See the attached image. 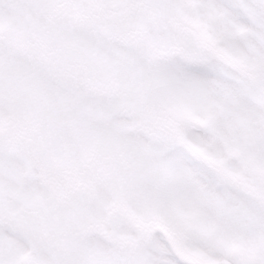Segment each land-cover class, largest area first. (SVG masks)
Instances as JSON below:
<instances>
[{"label":"snow or ice","instance_id":"6c2138e0","mask_svg":"<svg viewBox=\"0 0 264 264\" xmlns=\"http://www.w3.org/2000/svg\"><path fill=\"white\" fill-rule=\"evenodd\" d=\"M58 2L0 0V31L5 26L35 30L49 46L83 48L82 34L67 24L50 28L38 14ZM144 2L157 12L183 11L200 25L212 48L250 68L256 79L196 39L170 31L164 46L180 48L185 55L157 64L135 62L144 91L137 98L136 119L116 122L109 130L113 150L129 158L135 189L154 205L147 221L182 229L185 248L209 264H264V179L248 167L251 161L264 171V0ZM154 88L159 89L156 96ZM54 90L43 65L0 42V119L6 111L42 119L43 109L29 98L43 102ZM156 100L179 126L159 139L131 132L143 122V102ZM18 163L0 139V180L5 169ZM234 177H242L254 191H245ZM106 251L108 258L98 264H183L159 232L135 251ZM29 252L40 254L30 235L0 230V264H31Z\"/></svg>","mask_w":264,"mask_h":264},{"label":"flooded vegetation","instance_id":"af4514ba","mask_svg":"<svg viewBox=\"0 0 264 264\" xmlns=\"http://www.w3.org/2000/svg\"><path fill=\"white\" fill-rule=\"evenodd\" d=\"M181 12L177 11V15ZM141 15H153L161 25L173 24L164 20L171 18V14L143 12ZM189 28V37L206 46L201 42L199 31ZM156 32L158 43L165 50L168 33ZM176 51L160 53V56L169 59L180 55ZM91 88L102 96L109 95V90L100 85ZM136 89L137 95L143 90ZM143 113L160 124H168L169 118L163 112L156 115L143 110ZM23 119L18 134L10 131V126L0 133L4 150L19 162L5 169L4 179L0 180V230L19 231L32 237L40 254H26L31 264H46V261L98 264L108 258V248L116 252L135 251L157 232L183 262L188 253L174 240L186 233L145 219L154 205L135 189V172L120 161L126 155L113 150L109 130L116 122H122L115 112L108 115L109 128L98 129L88 124L83 132L75 129L76 121L72 117L38 119L31 114ZM130 131L142 135L140 128ZM15 140L22 147L12 151L21 153H10L7 149L6 144ZM85 189L91 194L88 199L82 192ZM121 214L123 218L118 220ZM164 227L165 232L160 229Z\"/></svg>","mask_w":264,"mask_h":264},{"label":"rangeland","instance_id":"374dc122","mask_svg":"<svg viewBox=\"0 0 264 264\" xmlns=\"http://www.w3.org/2000/svg\"><path fill=\"white\" fill-rule=\"evenodd\" d=\"M116 1L118 0H113L112 3ZM78 5L73 0H59L50 11L41 10L38 14L43 16L50 28L62 27L67 24L76 33L82 34L86 38L83 48L49 46L41 40L39 33L35 30L17 32L7 26L3 31H0V42H3L6 47L10 46L29 60H35L47 69L48 75L55 85V90L47 100L46 106L42 108L45 113L43 119L72 117L76 121L75 129L81 132L88 124L98 129H103L105 126L109 128L107 118L113 112L122 122L134 120L137 117V112L134 116L125 119L119 115V107L127 100L132 101L137 107V98L143 94L144 89L139 95L134 93L136 88H143L139 81L140 73L134 70L135 62L146 60L151 64L160 63V60L163 59L160 53L166 54L169 50H177L180 52V56L185 55L182 49L176 47H166L164 50L158 43L159 36L156 30H161L162 33L172 31L182 37L183 30L189 28L186 26H190L194 32L197 29L200 36L202 34L201 27L197 22L190 20L184 12H181L180 16L177 15L179 9L157 12L145 5V7L142 6L139 10L134 11L127 20L131 24L133 33L132 45L121 47L115 42L114 26L108 24L102 14L110 4H106L105 0H78ZM3 11L7 12L6 4L3 6ZM143 12L160 15L171 14V18L164 20L173 21V24L161 25L158 19L153 18V15L142 16ZM182 20L183 23H181ZM203 42L205 41L203 40ZM205 44L206 48L214 55L220 56L226 63L237 67L250 79L256 78L250 68L236 63L227 54L215 50L207 40ZM185 58L187 57L185 56ZM116 70L119 71V74L113 77L112 74ZM108 83L109 85L106 86ZM125 83L129 86L128 90L117 89L116 86L121 87ZM93 85H100L108 89L109 95L102 96L99 92L93 91L91 88ZM152 94L158 95L159 89H152ZM36 101L29 98L31 103H36ZM142 107L143 110H149L156 115L165 113L172 125L176 128L179 126V122L172 118L165 106L158 100L146 101ZM23 117L20 119L15 111H6L0 119V128L7 129V126H10V131L18 134L20 122L24 120ZM138 127L139 125L132 129L137 130ZM134 134L140 135V133ZM248 167L258 179H264V171L258 166L249 161ZM233 179L245 191H254L242 177ZM189 257L192 260L188 264H209V261L202 255L191 253Z\"/></svg>","mask_w":264,"mask_h":264},{"label":"water","instance_id":"95a60500","mask_svg":"<svg viewBox=\"0 0 264 264\" xmlns=\"http://www.w3.org/2000/svg\"><path fill=\"white\" fill-rule=\"evenodd\" d=\"M122 3H127L129 6L128 7H119L118 5H113L111 6V8H109L108 10L105 11V16L107 18L108 21H112L117 25H121L122 24V20L126 19L130 13V11L133 8H137L140 4L141 1L140 0H122ZM117 36H116V41L121 44V45H125V46H129L131 45V39H132V34L129 31V25L128 24H124L120 30H118L116 32ZM135 110V107H133L132 104L130 103H126V105H124L122 107L121 113L123 116H127L129 114H131L133 111ZM142 128H143V133L145 136L149 137V138H155V139H159L160 138V134L163 133H167L168 130H173V128H169V127H162V126H158L156 123H154L153 121H151L149 118H145L143 120L142 123ZM128 160V159H127ZM129 161V160H128Z\"/></svg>","mask_w":264,"mask_h":264}]
</instances>
